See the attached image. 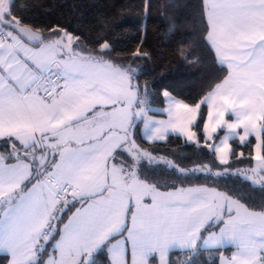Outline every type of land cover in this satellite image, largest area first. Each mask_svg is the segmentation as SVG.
I'll return each mask as SVG.
<instances>
[{"label":"snow or ice","instance_id":"1","mask_svg":"<svg viewBox=\"0 0 264 264\" xmlns=\"http://www.w3.org/2000/svg\"><path fill=\"white\" fill-rule=\"evenodd\" d=\"M201 2L203 40L223 75L198 101L165 89V106L153 108L139 69L112 59L106 37L86 48L73 32L42 30L15 15V0H0L7 264H100L99 255L106 264H173L174 249L187 257L182 264H196L201 251L219 253V264H264V202L221 190L236 176L264 191V0ZM148 55L131 53L133 62ZM170 135L207 150L210 162L188 167L144 146ZM241 158L255 163L232 172L230 161ZM161 166L180 183L162 189L143 175ZM201 176L216 186H184Z\"/></svg>","mask_w":264,"mask_h":264},{"label":"trees","instance_id":"2","mask_svg":"<svg viewBox=\"0 0 264 264\" xmlns=\"http://www.w3.org/2000/svg\"><path fill=\"white\" fill-rule=\"evenodd\" d=\"M15 4V15L24 18L25 22L42 30L67 29L80 36V42L86 48L98 47V38L106 37L114 48L112 59L131 63L139 69L140 85H146L153 94L152 107L164 106L161 93L165 89L188 103L198 101L209 90V85L223 75L221 66L215 62L214 54L210 55L203 40L205 24L201 0H15ZM137 47L149 55L133 62L131 53ZM178 49L184 50L187 59ZM204 111L206 115V108ZM144 146L149 150L157 149L154 153L157 156L179 158L188 167L210 162L204 154L207 150L199 151L194 144H187L177 136ZM234 146L237 153L244 151L247 157L250 149L236 141ZM252 163L246 158L232 160L231 171L251 167ZM143 175L162 189L180 183L163 166L146 167ZM224 183L222 180L221 190L241 194L245 197L243 203L259 205L264 202V191L259 186H250V182L243 181L242 177L228 179L227 188ZM197 185L216 186L203 176L184 184L185 187ZM97 258L100 264H106V255ZM170 259L173 264H182L187 257L182 251H172ZM193 260L196 264H218L219 253L201 251ZM0 264H7L3 256H0Z\"/></svg>","mask_w":264,"mask_h":264},{"label":"crops","instance_id":"3","mask_svg":"<svg viewBox=\"0 0 264 264\" xmlns=\"http://www.w3.org/2000/svg\"><path fill=\"white\" fill-rule=\"evenodd\" d=\"M219 65V64H218ZM220 66V65H219ZM165 106V105H164ZM163 106V107H164ZM162 107V108H163ZM153 108H156V107H153ZM157 118L158 119H160V118H163V119H166L167 117H166V115H157ZM170 136H175V135H170ZM180 138H182V137H180ZM182 139H184V138H182ZM164 142V141H163ZM236 142L239 144V140H236ZM160 143V142H159ZM255 162L253 161V163H252V165L254 164ZM227 249H230V250H228V251H226V252H224V255H231V251L233 250L232 248H231V246H228L227 247ZM172 251H181V250H179V249H174V250H172ZM218 264H219V260H218Z\"/></svg>","mask_w":264,"mask_h":264}]
</instances>
